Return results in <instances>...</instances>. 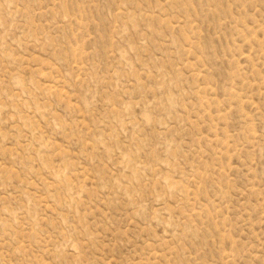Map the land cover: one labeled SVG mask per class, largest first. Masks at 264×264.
Instances as JSON below:
<instances>
[{"label": "rangeland", "instance_id": "rangeland-1", "mask_svg": "<svg viewBox=\"0 0 264 264\" xmlns=\"http://www.w3.org/2000/svg\"><path fill=\"white\" fill-rule=\"evenodd\" d=\"M0 264H264V0H0Z\"/></svg>", "mask_w": 264, "mask_h": 264}]
</instances>
